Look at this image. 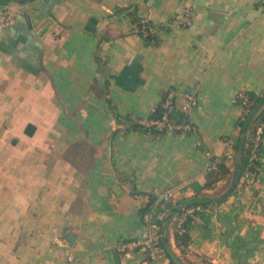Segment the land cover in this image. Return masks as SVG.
Wrapping results in <instances>:
<instances>
[{"label": "crops", "instance_id": "crops-1", "mask_svg": "<svg viewBox=\"0 0 264 264\" xmlns=\"http://www.w3.org/2000/svg\"><path fill=\"white\" fill-rule=\"evenodd\" d=\"M3 13L0 264H163L115 245L146 234L148 193L172 192L159 224L166 202L229 188L233 163L209 188L205 173L236 144L237 92L264 96V0H0ZM168 90L177 108L196 96L195 131L133 129ZM257 160L255 183L195 212L186 249L168 226L185 264H264V134Z\"/></svg>", "mask_w": 264, "mask_h": 264}, {"label": "trees", "instance_id": "trees-1", "mask_svg": "<svg viewBox=\"0 0 264 264\" xmlns=\"http://www.w3.org/2000/svg\"><path fill=\"white\" fill-rule=\"evenodd\" d=\"M136 22L139 34L142 35L145 30L150 31L151 23L149 21H145L141 18H136ZM145 38L147 40L149 38L148 35ZM243 91L248 102V107L246 113L244 115H241L236 123L235 130L237 132V141L236 144L233 145L234 150L237 151L241 137H245L238 178L236 182L231 185V187L227 188L219 196L213 197L208 195L195 194L189 198L179 199L174 203V205H172L171 215L159 222L160 245L163 248L165 257L168 259V264H185L173 252L167 241H162V237L166 236L168 226L173 228L175 245L180 248L181 251H183L187 248L190 241L188 223L191 220L190 217H187L182 223H180V225H178V221L181 218L183 211L191 207H205L211 203H221L225 201L227 197L232 193L234 188L237 186L240 177L244 174L245 171H257L259 163L258 160H253L251 158V149L254 142L256 126L257 124L264 122V96L256 95L251 91ZM165 95L166 92L162 94L160 103L154 109L148 119H156L163 114L165 109L162 107V103L165 98ZM114 116L116 117L117 121H121L120 116L116 112H114ZM169 117L174 122H180L185 118L183 113L180 112L179 108H175V105L174 110H172V112L169 114ZM131 127L141 132L147 131L151 133H164L166 131H158L152 126L145 127L140 123H134L131 125ZM27 133L30 132L27 130ZM210 159L212 162L214 158L211 157ZM218 159L219 160L216 163H212L213 166L210 167L205 173L204 188H209L213 186V184H215L218 180L226 178L231 173V165L229 166L227 162L233 163V161L229 160L226 155L220 156L218 157ZM160 203L161 201L159 200L158 194L148 193V201L142 208L141 214L144 215L145 213L150 212L157 204Z\"/></svg>", "mask_w": 264, "mask_h": 264}, {"label": "built area", "instance_id": "built-area-1", "mask_svg": "<svg viewBox=\"0 0 264 264\" xmlns=\"http://www.w3.org/2000/svg\"><path fill=\"white\" fill-rule=\"evenodd\" d=\"M6 13L0 14V23L7 22ZM188 23V22H186ZM148 30L143 32L144 36L148 35ZM174 98L175 91L168 90L166 91L165 98L162 103V107L165 109L163 114L156 119H148L147 125L154 127L158 131L166 130L174 133H182L188 134L190 132L195 131V125L189 119L190 110L196 106L197 99L193 93L184 94V102L179 107L180 112L183 113L184 119L180 122H174L169 114L174 110ZM236 101L239 103L241 107V115H244L247 111L248 102L245 97L244 91L241 90L237 92ZM176 108V107H175ZM264 134V122L257 124L254 134V142L251 149V158L253 160H257V150L259 148V143L261 142L262 136ZM228 152L225 154L229 160L234 161L236 156V151L233 148L231 142L227 141ZM219 159L215 158L214 163H216ZM211 166L208 167V169ZM257 181V172L245 171L244 174L240 177L239 183L241 184H250L255 183ZM169 198H172V192H164L159 194L160 201H166ZM201 209L200 206L191 207L185 209L181 218L178 221V225L182 223L187 217L192 218L197 210ZM144 221L147 225L146 234L143 237L123 239L115 245V249L120 254H125L130 251L140 249L144 251L147 259L161 261L163 264H168V259L165 257L163 248L160 245V234H159V224L157 222L152 221L151 211L145 213L143 215Z\"/></svg>", "mask_w": 264, "mask_h": 264}, {"label": "water", "instance_id": "water-1", "mask_svg": "<svg viewBox=\"0 0 264 264\" xmlns=\"http://www.w3.org/2000/svg\"><path fill=\"white\" fill-rule=\"evenodd\" d=\"M244 140H245V137L242 136L240 141H239V144H238L236 156H235V159L233 161V169H232V173H231V177H230L229 187H231V185H233L236 182L238 175H239V167H240V161H241V156H242V149H243V145H244ZM165 207H167L168 209H172V205L170 202H166ZM69 239H70V237H69ZM165 240H166V237L163 236L162 241H165Z\"/></svg>", "mask_w": 264, "mask_h": 264}]
</instances>
